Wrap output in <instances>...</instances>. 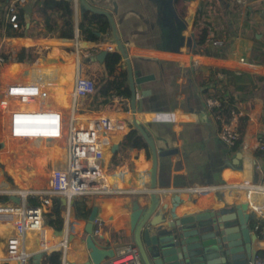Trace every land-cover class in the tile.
Instances as JSON below:
<instances>
[{
	"label": "crops",
	"instance_id": "obj_1",
	"mask_svg": "<svg viewBox=\"0 0 264 264\" xmlns=\"http://www.w3.org/2000/svg\"><path fill=\"white\" fill-rule=\"evenodd\" d=\"M11 1L13 0H3V8L6 9ZM42 1L44 0H30L23 7H18L24 10L22 32L25 36L31 35L34 28L36 33L42 30V20L35 10V3ZM65 1L73 3L75 23L73 39L41 38L34 33L31 38H4L3 44L0 45L6 56L10 55L15 59L21 49H41L50 53L49 62L63 65L61 68L65 94L63 103L67 105L65 107L69 105L65 88L66 90L69 88L68 83L72 80L74 66L77 61L79 62L81 52H86L85 57L89 56L91 61L98 65L92 72V77L93 79L96 77L98 81L101 75L104 76L100 92L105 95L129 87L126 59L131 64L132 71L137 72V76H154L153 81L142 85V89L149 90L151 95L142 99L140 111L136 104L135 114H126L123 110L119 112L109 110V107L113 106H108L109 104L100 106L97 110L85 108V113L88 114L115 113L126 119L125 127L116 133L114 139L117 141H113L112 144V157L118 145L127 149L121 153L122 162L119 164L121 193L91 196L76 201L81 205L97 208L93 230L96 233L93 238L97 244L112 250L130 244L136 246L130 220L132 209L135 204L141 210L149 209L153 193L157 202L152 218L154 221L165 220L166 224L174 219L220 212L222 209L228 212L225 217L233 219L237 217L240 207L249 215V211L245 210L247 200L243 186L264 185V158L254 149L256 139L264 138V123L260 119L264 97V0H241L242 3H238L237 0L238 13L233 10L236 5L233 0H180V3L178 0H83L90 8L107 12L112 16L126 58L119 53L111 30L105 35V42L82 41L78 23L85 12L89 11L80 0ZM247 8L251 9L247 11ZM201 9L206 14L205 21L210 24L207 38L222 43L223 55L215 52L193 54L189 51L195 16ZM181 11H184L182 18ZM249 40L253 43V52L245 57L248 64L243 63L242 66L229 64V60L242 56V45ZM107 46L116 48V55H120L122 61L124 60L122 70L118 72L111 70L108 61L115 54L107 52ZM102 51H106L107 54L103 61L99 62L96 56ZM206 54L219 55L226 61L209 63L201 57ZM53 55H56V58H52ZM21 61L0 65V89L6 80L16 77L31 64ZM197 69L201 71L200 76L194 75ZM210 69L217 70V74L209 77ZM10 71H15L16 75L12 76ZM123 72H126L125 80L120 79ZM212 80L216 90L220 91V96H231L240 100L245 98L243 97L245 91L252 90L250 100L239 103L238 115L228 117L211 111V108L216 106L219 96L206 101L203 90L212 93L211 85H208ZM55 92L58 93L57 90ZM128 101L130 104V99ZM83 103L85 101L82 100V105ZM117 103L114 104L115 107ZM1 118L0 124H3L5 119L2 116ZM133 122L147 134L157 151H172L170 155L157 160L154 188L150 185L152 156L150 159L149 147H141L147 154L146 159L143 152L122 145L124 136L132 129H136ZM225 132L235 136L236 133H242V144L238 153L229 152L231 144L228 143L229 139L225 140ZM5 135L6 132L1 130L0 169L11 180L0 175V182H7L8 186L22 192L39 188L37 186L40 185L42 176L49 174L47 186L44 188L47 189L50 173L46 165L54 168L62 162L60 156L64 150L61 146L56 144V147H47L46 141H39L40 148L45 145L42 149L45 148L46 151H41L42 154L46 152L45 156L39 158L35 152H26L29 158L21 160L20 165L30 170L32 187L22 188L18 185L21 180L17 170L6 163L3 164L5 153L9 152L6 150L8 139H5ZM33 135L28 134L30 137ZM17 143L27 146L33 142L10 140L11 154L14 152L13 146ZM246 152L248 154H245ZM176 196L178 199L174 200ZM3 197L0 196V202ZM51 206L48 207L47 213ZM164 206L167 208L164 209ZM61 208L62 222L59 227L50 225L47 213L45 214L51 231L61 226L65 230L63 240L66 245L64 256L61 252V264H83L88 256L83 243L87 219L76 218L72 206L69 219L66 221L65 208L62 205ZM254 220L263 222L256 218ZM256 222L249 219L248 227L250 233L257 237L252 248L258 253L264 250V246H260L261 242L264 244V236L259 237L258 233L261 232L255 230ZM231 226L233 229L237 228V218L232 221ZM12 229L10 225L0 224V264H12L5 256V241ZM262 233L264 234V227ZM52 237L53 243L63 242L55 238L53 233ZM37 243L38 235L34 232L27 233L23 244L24 253L37 252ZM28 262L35 264L34 257L28 259ZM141 262L143 264L142 260Z\"/></svg>",
	"mask_w": 264,
	"mask_h": 264
},
{
	"label": "built area",
	"instance_id": "obj_2",
	"mask_svg": "<svg viewBox=\"0 0 264 264\" xmlns=\"http://www.w3.org/2000/svg\"><path fill=\"white\" fill-rule=\"evenodd\" d=\"M29 1L13 0L7 5L6 19L13 30H19L17 8ZM238 3L242 1L238 0ZM214 45L220 47L222 43L215 41ZM252 52L253 43L245 41L242 56L229 60V64H248L245 57ZM201 57L209 63L226 61L215 54ZM0 64H4L1 58ZM68 84L69 88H65V92L69 105L59 106L57 103L62 102L65 96L62 68L57 63L45 62L30 64L22 73L6 80L0 89V116L5 119L0 129L6 132L5 139L33 143L46 141L47 144H58L61 148L64 146V161L54 168L46 165L50 173V186L47 189L34 188L21 192L9 187L7 182L0 184V196L18 195L23 200L19 206L0 204V224L13 228L5 241L6 259L12 264H27L28 259L36 254L42 256L59 249L64 256L65 240L53 243L51 228L45 227L43 223L53 198L66 200L65 220L68 221L74 202L91 196L120 194L122 191L119 181L120 160L117 155L112 158V144L116 133L125 127L126 119L115 113H85L82 100L95 92V84L81 72L78 61ZM59 88L60 96L55 92ZM115 99L124 105L123 111L131 115L129 101L121 97ZM31 133L34 135L28 136ZM232 136L236 137L234 134ZM228 143L231 144V141L228 140ZM254 149L264 158V138L256 139ZM60 160H63V156H60ZM243 190L247 200L245 210L249 211L253 219L264 222V185H245ZM30 199L34 204L30 203ZM25 202H29L30 206H26ZM258 228L256 225L255 230ZM30 232L38 235V251L25 254L23 244L26 234ZM94 235L96 233L93 231ZM113 253V257L102 264H142L138 248L133 244L117 247ZM247 264H264V258L257 256Z\"/></svg>",
	"mask_w": 264,
	"mask_h": 264
},
{
	"label": "water",
	"instance_id": "obj_3",
	"mask_svg": "<svg viewBox=\"0 0 264 264\" xmlns=\"http://www.w3.org/2000/svg\"><path fill=\"white\" fill-rule=\"evenodd\" d=\"M80 2L89 12L105 16L111 27V35L117 46L119 53L126 58L123 45L117 35L116 25L112 16L104 11H99L87 6L83 0ZM107 52L102 51L96 56V60L102 62ZM128 82L130 89L131 112L135 114L136 104L141 110L142 99L149 97L151 92L143 90L142 85L153 81V75H140L132 71L131 64L127 61ZM133 126L139 131L152 156V174L150 185L155 187V173L157 160L172 153L171 150L157 151L153 142L147 134L133 122ZM177 196L174 200H177ZM62 206L66 200L59 198ZM22 198L18 195L4 196L0 204L21 205ZM155 194H152V205L147 210H141L137 204L134 205L130 216L132 230L136 239L143 264H247L257 257V251L252 248L256 235L250 233L248 221L253 217L245 214L240 207L237 217L227 218L226 209L220 212L198 214L171 220L166 224L165 220L154 221L152 216L156 207ZM30 206L29 202H25ZM167 206H164L166 209ZM97 208L93 207L84 227L85 239L83 241L87 250V261L83 264H102L106 259L112 258L114 253L110 248H105L97 244L93 238L94 223L96 220ZM237 218V228L231 226L233 220ZM157 219V217H156ZM43 223L49 226L46 218ZM165 224L164 226H162ZM63 226L53 229L55 238L63 240L65 234ZM62 252V250H59ZM41 254L34 256L35 264H39Z\"/></svg>",
	"mask_w": 264,
	"mask_h": 264
},
{
	"label": "trees",
	"instance_id": "obj_4",
	"mask_svg": "<svg viewBox=\"0 0 264 264\" xmlns=\"http://www.w3.org/2000/svg\"><path fill=\"white\" fill-rule=\"evenodd\" d=\"M237 0H233V2L236 4L233 7V10L235 13H238L239 4L236 3ZM3 0H0V41L4 38H26V37H32L31 35H26L22 32L24 30V10L21 8H17V18H18V25L19 30H13L11 25L6 21L5 15H6V9L3 8L2 5ZM180 3L181 1L178 0ZM35 10L38 16L42 20V30L35 35L41 38H57V39H68L71 40L74 38V30H75V23H74V11H73V3L70 1L65 0H44L42 2H36L35 3ZM251 8H247V11H249ZM184 16V11L180 13V17L182 18ZM206 14L201 9L196 13L194 24H193V38L191 41V45L189 47V51L193 54H202V53H210L215 52L219 53L220 55L224 54L223 45L220 47H217L214 45V41L208 40V34H209V28L210 24H208L205 21ZM22 29V30H21ZM78 30H79V36L80 39L84 42H94V43H102L105 42L106 38L105 35L110 33L111 27L109 20L99 14L85 12L83 15L81 21L78 23ZM21 31V32H20ZM209 44H212L213 49L209 47ZM50 53L47 51L41 50V49H21L19 54L16 56V62L20 60H24L27 62H30L31 64H34L35 61L38 58L43 59L42 62H49L48 58H50ZM111 55V53H108ZM52 58H56V55L52 56ZM18 66H21L20 64H17ZM2 72V71H1ZM15 71H10L11 75L14 74ZM217 70L210 69L209 70V77H213L217 74ZM3 75V73H2ZM126 72H123L120 76L121 80H125ZM195 76H200L201 71L196 70L194 72ZM3 77V76H2ZM4 77L7 78V76L4 75ZM3 77V78H4ZM104 76L101 75L99 77L98 81H96L95 86V92L85 98L83 101H85L87 105V109L89 110H97L100 106H105L117 98L121 97L123 99L129 100L130 99V89L129 87H126L122 90H117L113 94H102L100 92L103 83H104ZM208 85L210 86V89L212 90V93L210 94L208 90H203V96L205 100L207 101L210 98H213L214 96L217 97V104L216 106L211 108V111L218 115H224L231 117L233 115H238L240 112L239 109V103L249 101L253 92L252 90H247L243 93V97L240 100H237L231 96H220V91L216 90V86L214 85V82H210ZM111 107V106H110ZM109 107V110H111ZM261 122L264 123V97H263V104L261 108V115H260ZM2 118L0 116V122ZM236 137H233L231 133L225 132L224 137L225 140L229 139L231 141V145H229V152L231 153H238L240 151V146L242 144V133H236ZM120 138V137H119ZM118 138V139H119ZM117 140L114 139V142ZM39 142V141H38ZM122 145L128 148H132V150H137L139 152H143L145 154V157L147 154L145 153V150L141 147L147 148V144L144 141L141 134L136 130L132 129L127 135L124 136L122 140ZM137 147V148H135ZM10 140L8 139L6 142V150L10 152ZM38 150L40 151H46L45 148L42 149L40 146H38ZM125 148L118 145L116 149H114L113 157L118 156V159L120 160V163L122 162L121 159V153L124 152ZM46 153V152H45ZM45 153L43 154L45 156ZM112 157V158H113ZM146 159H148L146 157ZM119 163V164H120ZM73 208L75 209V217L76 218H84L87 219L91 210L92 206H86L84 204H80L78 202L74 203ZM61 203L57 198L53 199L52 206L50 211L47 213L49 224L54 227H59L61 225ZM253 222H256V220H252ZM256 225H258V233L260 238H263L264 234L262 233V229L264 227L263 222H256ZM258 257L264 258V250L259 251L257 253ZM62 260V254L59 251H55L49 254L42 255L40 263L39 264H61Z\"/></svg>",
	"mask_w": 264,
	"mask_h": 264
},
{
	"label": "rangeland",
	"instance_id": "obj_5",
	"mask_svg": "<svg viewBox=\"0 0 264 264\" xmlns=\"http://www.w3.org/2000/svg\"><path fill=\"white\" fill-rule=\"evenodd\" d=\"M35 31H36L35 28L32 29V34L36 33ZM3 41L4 40L0 41V45L3 44ZM210 41H213V40L210 39ZM211 45L212 44H209V47H210V49L211 48L213 49V46H211ZM2 48L0 47V58L3 59L4 64H5V63H7V56L3 53ZM108 49H110V50H108ZM106 51L115 54L112 58H109V61H108V64L110 65L111 70L113 72H118V70H122V68H123L122 63H123L124 60L122 61V57H120V55H116L115 52H117V49L114 48V47L107 46ZM86 54H87L86 52H81V54H80L79 62H80L81 72L84 75H86L89 78H91L93 80L95 86H96V77H94L95 79H93L92 72L94 71V69L98 65L95 64L94 62H92L91 58L89 56L85 57ZM117 54H119V53H117ZM19 62L21 63L22 61L20 60ZM113 93H114V91L111 94H113ZM114 104H116L115 100L113 101V103L108 105V106L113 105V106L110 107V109L112 111L114 110L115 112H119L120 110L124 109V107L121 104L117 103V107H115ZM82 107H83V109L87 108L86 103H83ZM0 127H1V125H0ZM0 132H1V129H0ZM38 146H39L38 143H30L27 146H24L22 143H17V144H15L13 146L14 152H12V154H11V151H10L7 154L5 153V155H4L3 164L6 163L9 167L17 170L18 177L21 180V181H19L20 184H18V185L20 187H22V188H29L30 186L32 187V185H31L32 177L29 175L30 170H27L26 166L24 167V166L20 165L21 164V160H23L24 158H26V159L29 158L28 156H26V152L27 151L30 152V153L31 152H35L37 154V156H39V158L43 157L44 155L41 153L40 150H38L39 149ZM46 146L47 147H56L53 144L52 145L51 144H46ZM43 147H45V145ZM62 149L64 150V146H63ZM29 155H32V154H29ZM61 156H63V160L62 161H64V151H63V154ZM149 158L151 159V155H150ZM0 175H4L5 177H7V178H9L11 180V178L8 177L7 174H3L1 169H0ZM48 178H49V174H46V175L42 176L41 181H40V185H38L37 187H39L40 189L41 188L44 189L47 186L46 183L48 181ZM0 180H1V177H0ZM0 184H1V182H0ZM30 203L34 204L33 201H31ZM74 203H76V202H74ZM27 264H29V262Z\"/></svg>",
	"mask_w": 264,
	"mask_h": 264
},
{
	"label": "bare ground",
	"instance_id": "obj_6",
	"mask_svg": "<svg viewBox=\"0 0 264 264\" xmlns=\"http://www.w3.org/2000/svg\"><path fill=\"white\" fill-rule=\"evenodd\" d=\"M14 62H16V60H15V58H13L12 56H10V55H8L7 56V63H14ZM7 63H5V64H7ZM34 64H43V62H42V60H39V58L35 61V63ZM4 65V64H3ZM61 67L63 68V65H61ZM57 94H58V96L60 95V90L58 89L57 90ZM58 105L59 104H61V106L62 105H64V106H67L66 105V103H63V101L62 102H59V103H57ZM252 119H253V114H252ZM245 154H248L247 152L245 153ZM49 186H50V182H49ZM260 242H258V244H259ZM260 246L261 247H263L264 246V244L261 242L260 243ZM71 249V248H70Z\"/></svg>",
	"mask_w": 264,
	"mask_h": 264
}]
</instances>
